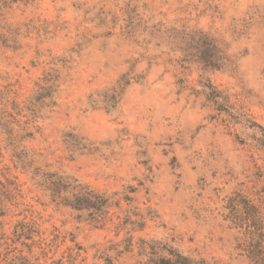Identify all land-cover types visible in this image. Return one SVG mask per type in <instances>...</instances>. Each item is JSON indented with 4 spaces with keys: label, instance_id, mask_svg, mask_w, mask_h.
Here are the masks:
<instances>
[{
    "label": "rangeland",
    "instance_id": "374dc122",
    "mask_svg": "<svg viewBox=\"0 0 264 264\" xmlns=\"http://www.w3.org/2000/svg\"><path fill=\"white\" fill-rule=\"evenodd\" d=\"M46 75L30 135L15 102ZM0 232V264H264V0H0Z\"/></svg>",
    "mask_w": 264,
    "mask_h": 264
},
{
    "label": "trees",
    "instance_id": "16d2710c",
    "mask_svg": "<svg viewBox=\"0 0 264 264\" xmlns=\"http://www.w3.org/2000/svg\"><path fill=\"white\" fill-rule=\"evenodd\" d=\"M192 35L197 38L194 44V51L198 53L199 57L203 62L209 63L210 58H218V53L212 56L210 55L211 49L214 44L209 41V35L203 31H192ZM46 75L39 82L36 83V88L33 93L25 98L22 102H15L17 108V114L23 117V120H18L17 126L22 132H26L31 135V129H29L31 124L37 119L41 118L42 110L54 105V94H55V83L51 77ZM102 91L101 94H104ZM105 97V95L103 96ZM119 91L116 88H112L109 94L108 102L102 101L103 107L106 109H114L118 103ZM105 102V103H104ZM71 138L70 135L65 136V139ZM71 140V139H69ZM68 141V140H67ZM72 146V145H70ZM86 149V147L81 146L80 150ZM75 149L69 150L72 152ZM19 158V157H17ZM41 171L38 167L34 175L35 182L39 186H43L46 191L50 193L52 200L59 199L62 204L69 206L71 209L76 211H94L95 213L101 212L106 207L107 199L92 189L87 185L77 181V179H72L71 177L64 176L63 174H58L57 172L48 173L46 179H41ZM40 182H44L42 185ZM98 216V214H97ZM21 230H19L20 232ZM14 232H18L16 229ZM3 232H0V242L4 239ZM194 261L191 257L172 254L158 256L155 259V264H193Z\"/></svg>",
    "mask_w": 264,
    "mask_h": 264
}]
</instances>
